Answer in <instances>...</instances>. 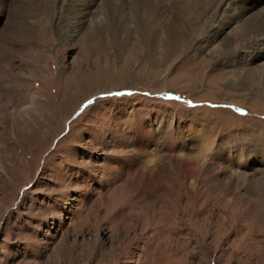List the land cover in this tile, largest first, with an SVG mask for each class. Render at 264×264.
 I'll list each match as a JSON object with an SVG mask.
<instances>
[{"label":"rangeland","instance_id":"rangeland-1","mask_svg":"<svg viewBox=\"0 0 264 264\" xmlns=\"http://www.w3.org/2000/svg\"><path fill=\"white\" fill-rule=\"evenodd\" d=\"M78 1L100 17L64 21L83 5L28 1L34 40L18 38L17 76L0 85V264H264V0ZM0 5L2 23L16 5ZM138 130L152 135L147 155ZM185 136L211 138L216 157L189 173L194 198L160 189L131 217L138 229L117 226L131 170L166 142L180 157Z\"/></svg>","mask_w":264,"mask_h":264},{"label":"bare ground","instance_id":"bare-ground-1","mask_svg":"<svg viewBox=\"0 0 264 264\" xmlns=\"http://www.w3.org/2000/svg\"><path fill=\"white\" fill-rule=\"evenodd\" d=\"M16 8L15 11H6L5 18L1 23V19L2 16H0V85L2 86L3 84H7L6 80H10V78L14 79L17 75L15 72H13V68L11 66V62L14 60L12 58V55H14V49L15 46L21 44L20 40L18 38L23 37L25 40H30L33 39V32L32 29L34 27L33 21L31 20L33 17V11L34 8H31L32 5H30V3H28L29 0H13ZM72 6L78 7V4L83 5L81 6L79 9L80 11H78L76 14H74L71 18H65V20L69 21V22H75L77 20H80L81 22H94V20L98 17H100V9L97 6L96 11L94 12V9H92V7L90 5L87 4H81L78 3V0H69ZM82 1V0H81ZM84 1V0H83ZM9 2V1H8ZM218 2V1H217ZM228 2V0H221L220 3L221 4H225ZM3 3V1H2ZM92 4V3H90ZM238 4H241L238 2ZM13 5V4H11ZM96 5V4H95ZM236 5V4H235ZM234 5V6H235ZM242 5V4H241ZM254 5V4H253ZM2 6V5H0ZM143 6V5H142ZM10 7V5H9ZM242 7V6H241ZM245 7V6H244ZM3 8V7H2ZM142 8V7H141ZM240 8V6H239ZM11 9V8H10ZM9 9V10H10ZM36 9V8H35ZM140 9V8H139ZM99 10V11H97ZM5 11H0V13H3ZM132 14V13H130ZM67 16V15H66ZM137 16V15H136ZM255 18V17H254ZM105 19V18H104ZM133 19H135L133 17ZM257 20V19H256ZM42 21V20H41ZM107 21V20H106ZM68 22V23H69ZM255 22V21H254ZM126 23V22H125ZM124 28V27H122ZM236 33L237 34H242L244 32V28L242 26L237 27L236 29ZM40 31V30H39ZM91 33V32H90ZM244 34V33H243ZM89 36V35H88ZM39 37V36H38ZM40 39V38H39ZM19 40V41H18ZM36 41V40H35ZM26 43H24L25 45ZM262 44V43H261ZM4 48V50L2 49ZM83 72V71H82ZM10 75L7 79H5L6 76ZM29 80V79H28ZM2 91V90H0ZM37 93L35 92V90L32 91V96H31V100L35 99V95ZM21 123V122H20ZM21 126V125H20ZM22 129H24L23 127H18L17 132H20ZM192 129V128H190ZM206 131V133L210 134V131L208 129H204ZM139 132V139L137 142V146H138V150L136 149V152L141 153V155H147L149 154L146 150V146L149 142L152 141V135L149 133H147V131L144 130H138ZM149 131V130H148ZM16 133V132H15ZM19 134V133H16ZM197 133L194 132L193 135H196ZM201 134V133H200ZM19 137V136H18ZM197 138L199 139L197 141ZM210 138V137H209ZM213 139V137H212ZM211 140V138H210ZM210 140H208V138H202V136H198V137H194V136H185L184 139L181 140V142H179V146L180 149H183L181 156L178 158H174L172 157L169 153L172 151L171 149L174 147V145L172 144V142H166L164 144V146L166 147V149H168L167 154H163V156L159 157L158 160H149L148 159H141L142 160V165H138L136 167V170H131L135 171L139 177L137 178H133L131 181V187L127 188L126 185H120V195L119 198L121 200V202L123 204H127V207L124 209L123 207H120V210H117L116 212L118 213V217H117V221L116 224L117 226L120 224L122 225L121 228H123V226L126 228V231L128 230V228H132L135 229L137 228V224H135L133 221L131 220V217L133 215H137L141 214V216L146 213L149 212L151 209V204L157 205L162 199L161 197L163 196H167L164 193H160V189H164L168 195L170 194H177L178 191L182 188H186L188 193L185 196H175L174 199L175 201H177L176 203H185L187 204V201L185 200L187 197H192L194 198V190L196 188L189 186L188 185V175L189 173L192 174L194 173V170L196 169H203V161L204 163H207L208 165H214L212 164L215 161V155L213 154L214 151L211 152H207L205 154L206 151H208L209 149V142ZM214 140V139H213ZM201 141V142H200ZM151 144V143H150ZM190 144V145H189ZM186 147V148H185ZM193 147H195L193 149ZM189 149L190 151L186 152V150ZM213 148L210 147V150H212ZM208 156V157H206ZM148 157V156H147ZM146 157V158H147ZM165 160H173L174 162H171L172 166L177 169V168H181V174H183V176L181 178H178L176 176V180L168 177L167 174V170L162 166L163 161ZM263 161V160H262ZM130 164V166L132 165V163H128ZM216 165V163H215ZM143 166V168H142ZM155 168H153V167ZM207 166V165H206ZM123 167V166H121ZM236 166H234L235 169ZM231 168V166H230ZM194 169V170H193ZM232 169V168H231ZM239 169V168H238ZM237 170V168L235 169V171ZM151 171V172H150ZM233 171V170H232ZM238 171V170H237ZM134 172V174H135ZM169 172V171H168ZM253 172V171H251ZM179 173V172H178ZM236 173V172H235ZM234 173V174H235ZM207 174V173H206ZM228 174V173H227ZM136 175V174H135ZM246 175V174H245ZM206 176V175H205ZM211 176V175H210ZM237 176V175H236ZM240 176V175H239ZM214 178H216L214 176ZM227 178V177H226ZM160 179V180H159ZM192 179V178H191ZM163 180V182L161 184L164 185H157L160 188H155L153 190V192H151L149 190V192L145 193L143 191L144 188H146L147 185H142L143 183H148L149 185L151 183H153L154 181H161ZM191 181V180H190ZM193 181V180H192ZM180 185H179V184ZM211 183V182H210ZM181 184H185V185H181ZM215 184V183H214ZM213 184V185H214ZM196 187V185H193ZM126 187V188H125ZM212 187V186H211ZM118 188V189H119ZM133 189L138 190L139 193H144V198H138L136 200H131L129 201L128 199L131 197L132 193H133ZM163 190V191H164ZM219 190V189H218ZM217 190V191H218ZM146 191V190H145ZM108 193V192H107ZM232 193V192H231ZM119 194V193H117ZM116 194V197H117ZM220 194V193H219ZM106 195V193H105ZM104 195V196H105ZM113 195V194H112ZM232 195V194H231ZM111 197V196H110ZM114 197V196H113ZM115 197V198H116ZM168 197V196H167ZM122 199L128 200V201H122ZM105 200V199H104ZM112 200V199H111ZM110 200V201H111ZM185 200V201H184ZM98 201V200H97ZM113 201V200H112ZM115 201V200H114ZM196 201V200H195ZM105 202V201H104ZM165 203V205L167 206L168 204H172L170 198H167L163 201ZM109 203V202H108ZM175 203V202H174ZM107 204V203H106ZM112 204H114V202H112ZM160 204V203H159ZM188 205V204H187ZM104 206V204H103ZM162 206V205H161ZM164 207V206H163ZM115 208V207H114ZM158 208V207H157ZM182 208V207H181ZM159 210V209H158ZM184 210V208H183ZM214 210V209H213ZM162 211V210H161ZM168 211V210H167ZM165 212V211H164ZM163 212V213H164ZM215 212V210H214ZM153 213V212H152ZM151 213V214H152ZM213 213V211H212ZM153 215V214H152ZM180 215V214H179ZM198 215V214H197ZM149 216V214H148ZM172 216V214H171ZM194 216V215H193ZM174 217V216H173ZM141 218V217H138ZM153 218V217H151ZM184 218V217H182ZM193 218V217H192ZM143 219V218H142ZM155 219V218H154ZM170 218H168L169 220ZM177 219V218H176ZM175 219V221H176ZM130 220V221H128ZM146 220V219H145ZM179 220V219H178ZM199 220V219H198ZM129 222L128 224L126 222ZM170 221V220H169ZM183 221V220H182ZM197 222V220H195ZM96 223V222H95ZM158 223V222H157ZM160 223H165V222H160ZM182 223V222H181ZM195 223V222H194ZM143 225V224H142ZM147 225V223H146ZM152 225V224H151ZM193 225V224H192ZM182 226V224H181ZM194 226V225H193ZM82 227V226H80ZM128 227V228H127ZM157 227V226H156ZM163 227V226H162ZM166 227V226H165ZM151 228V227H150ZM124 229V228H123ZM138 229V228H137ZM170 230H172V228H170ZM177 231V229H175ZM144 231V230H143ZM142 231V232H143ZM151 231V229H150ZM155 231V230H154ZM153 231V232H154ZM200 231V230H199ZM122 232V230H121ZM178 232V231H177ZM128 233V232H127ZM156 233V231L154 232V234ZM132 234V233H131ZM136 234V233H135ZM177 234V233H176ZM154 236V235H153ZM138 239V238H137ZM137 239L133 240L132 243H134L135 241H137ZM124 240V239H123ZM128 240V239H127ZM122 241V240H121ZM111 242V241H110ZM120 245V242L117 241ZM115 242V243H117ZM164 243L160 242L159 245L162 246ZM159 246V248H160ZM119 247V246H118ZM137 247V246H136ZM135 248V247H134ZM74 250V249H73ZM113 250L115 251V254H117L118 248L117 246L113 247ZM121 250V249H120ZM132 250V249H131ZM75 251V250H74ZM133 252V251H132ZM76 254V253H75ZM123 255L119 257V264L120 263V259H124L125 255L124 253H122ZM170 256V255H169ZM52 262L56 261V256L53 253L50 258H49ZM48 259V261H50ZM78 259V258H77ZM109 260V264H114L116 263L117 260H113V257H111ZM58 260V259H57ZM70 260V259H69ZM74 261V260H73ZM106 261V260H105ZM124 261V260H122ZM159 262V261H158ZM58 263V262H57ZM70 263V262H69ZM46 264V261L45 263ZM104 264V263H103ZM107 264V263H106Z\"/></svg>","mask_w":264,"mask_h":264}]
</instances>
